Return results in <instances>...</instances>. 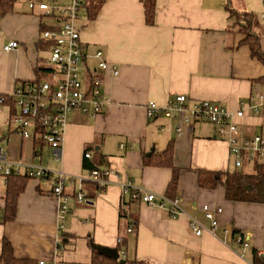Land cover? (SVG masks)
Masks as SVG:
<instances>
[{
	"label": "crops",
	"instance_id": "0c3cea01",
	"mask_svg": "<svg viewBox=\"0 0 264 264\" xmlns=\"http://www.w3.org/2000/svg\"><path fill=\"white\" fill-rule=\"evenodd\" d=\"M29 1L18 0L13 12L0 20V94L48 76L40 72L49 68V47L39 32L52 21L30 11ZM227 4L253 13L251 28L264 52L262 0H156L152 25L145 23L141 0H84L77 21L86 54L82 74L96 66L92 55L98 49L118 70L116 76L110 71L99 74L108 98L103 110L95 116L71 110L55 157L47 145L21 136L11 124L9 106H0V147L9 159L81 176L83 182L64 183L69 212L61 228L53 179L47 177L27 180L15 219L3 222L6 183L0 177V248L5 237L16 257L48 264H94L98 250L114 252L120 262L124 252L132 264H242L235 254L238 247L221 241V228L216 237L194 234L189 216L206 228L209 222L201 206L208 204L222 209L217 215L220 227L250 235L246 258L252 260L250 253L256 250L264 264V204L228 200L221 180L212 189L198 185L199 170H234L226 140L215 135L216 125L161 114L147 119L144 109L149 101L162 106L177 94L185 95L188 106L208 100L234 112L243 105V116L236 119L240 140L254 134L264 138V83L258 80L264 64L240 44L242 34L228 29ZM11 40L18 46L3 50ZM252 105H258L257 111ZM168 145L178 170L175 197L185 214L171 217L138 201L123 205L122 177L133 186L165 192L173 168L144 160L151 155L154 159ZM87 147L91 158L85 160ZM85 163L113 169L110 183L97 189L88 182ZM246 167L251 172L253 160H244ZM79 190L83 201L75 199ZM127 220L135 223L132 232H125Z\"/></svg>",
	"mask_w": 264,
	"mask_h": 264
},
{
	"label": "built area",
	"instance_id": "2783aa9c",
	"mask_svg": "<svg viewBox=\"0 0 264 264\" xmlns=\"http://www.w3.org/2000/svg\"><path fill=\"white\" fill-rule=\"evenodd\" d=\"M262 1L264 4V0ZM83 4L84 0H30L27 3L30 11H36L52 20L50 28L39 32L40 40L49 43L48 76L41 81L23 82L12 92L0 94V106L7 105L8 100L14 106L15 112L11 115L10 121L15 130L25 138L40 136L55 157L58 156L67 114L75 109L91 116L99 114L108 103V98L101 90L102 79L99 74L107 71L113 76L118 74L116 66L104 60L99 49L92 55L98 60L96 66L86 70L85 75L82 74L86 54L77 21ZM261 19L264 21V11L261 13ZM17 46V42L11 40L3 46V50L8 51ZM251 108L257 111L258 105H252ZM144 109L147 119L161 114L165 117H179L184 122L199 120L216 125L215 135L226 140L234 168L242 167L244 160L258 159L264 162V138L261 135L254 134L240 140L236 119L243 116V105L234 112L222 104L208 100H200L188 106L185 95L177 94L162 106L149 101ZM176 132L181 133L180 125L177 126ZM123 147L124 145L120 144V148ZM84 157L89 159L91 154L85 152ZM20 174L33 179L45 177L53 179L51 193L58 202L59 227L62 228L69 212V196L64 193V183L69 180L82 183L84 178L65 174L61 170L52 171L26 161L11 160L4 148L0 147V177L6 182L9 176ZM112 174L111 168H94L89 172L87 179L101 189L110 183ZM119 185L122 203L126 200L138 201L160 208L171 217L185 214L177 197L170 198L164 193L133 186L123 177L119 180ZM75 199L84 200L80 190L76 192ZM201 211L209 225L205 228L196 218L189 216L194 234L199 236L206 232L216 237L217 229L221 228V241L225 243L228 239L238 247L235 254L241 263L254 264L252 260L246 258L250 248V235L245 232L234 233L228 228L220 227L217 215L221 214L222 209L219 207L211 208L208 204H203ZM131 230L130 224L126 231ZM121 241L122 237L119 236L118 242ZM257 254L259 255V252ZM124 256V252H121V257ZM38 264L48 263L39 261Z\"/></svg>",
	"mask_w": 264,
	"mask_h": 264
},
{
	"label": "trees",
	"instance_id": "16d2710c",
	"mask_svg": "<svg viewBox=\"0 0 264 264\" xmlns=\"http://www.w3.org/2000/svg\"><path fill=\"white\" fill-rule=\"evenodd\" d=\"M18 0H0V20L8 13L13 12L14 5ZM144 12V19L147 25L154 23L155 17V4L156 0H141ZM100 4V2H98ZM228 12V18L231 20L229 30L237 32L243 35V39L240 40V44L246 45L249 48L250 55L264 64V52L261 49L260 42L257 34L251 28V22L253 13L249 11H239L231 7L226 6ZM50 28L48 25L41 26L42 29ZM47 48L49 43L47 42ZM40 70V69H39ZM48 69H41L42 75L47 73ZM48 74V73H47ZM260 82L264 83V76L258 78ZM22 84V83H21ZM20 85V84H19ZM18 86V85H17ZM9 106L11 115L15 112L14 106L10 103V100L6 103ZM40 145L45 144L40 136L32 137ZM90 147V146H89ZM89 147L85 151L89 150ZM88 152V151H87ZM90 153V152H89ZM85 154V153H84ZM83 154V157H84ZM152 156V155H151ZM147 157L144 160L145 164L168 166L172 169V177L169 181L167 188L164 192L168 197L175 198V190L177 187V174L178 170L172 166V148L168 145L163 151L157 154L153 159ZM85 160H88L84 157ZM84 168L91 172L94 168H98L95 165L84 164ZM2 178V177H1ZM31 179L27 175H13L9 176L6 183L4 209H3V222L13 221L15 219L16 204L18 196L24 190L27 180ZM223 181L225 187V197L234 202H250L264 204V162L254 159L253 169L251 172L245 171L240 168H234L233 171H208L199 170L198 172V185L202 188H215L219 181ZM5 181V180H4ZM90 182V181H88ZM92 183V182H90ZM94 186H96L94 184ZM98 189V187L96 186ZM132 200H126L123 205H126ZM121 217H127V213L121 211ZM132 225V230L135 227L133 221L127 220L125 232L128 225ZM131 230V232H132ZM122 242V241H121ZM118 242V243H121ZM251 259L254 264H263L261 255L257 254L256 250H252ZM123 261L120 262L118 258H112L99 251H95L92 256V262L94 264H132V262L126 260V254L124 258L120 257ZM0 264H38L35 260L28 258H19L14 255L12 245L10 241L3 237L1 240L0 248Z\"/></svg>",
	"mask_w": 264,
	"mask_h": 264
},
{
	"label": "water",
	"instance_id": "95a60500",
	"mask_svg": "<svg viewBox=\"0 0 264 264\" xmlns=\"http://www.w3.org/2000/svg\"><path fill=\"white\" fill-rule=\"evenodd\" d=\"M151 151H152V149H151ZM99 251V250H98ZM99 252H101L102 254H105V255H107V256H109V257H112V258H117V255L114 253V252H112V253H106V252H104V251H99Z\"/></svg>",
	"mask_w": 264,
	"mask_h": 264
},
{
	"label": "rangeland",
	"instance_id": "374dc122",
	"mask_svg": "<svg viewBox=\"0 0 264 264\" xmlns=\"http://www.w3.org/2000/svg\"><path fill=\"white\" fill-rule=\"evenodd\" d=\"M49 20L52 21L51 19H49ZM242 169H244V168H242ZM245 170L249 171L250 169L248 167H246Z\"/></svg>",
	"mask_w": 264,
	"mask_h": 264
}]
</instances>
